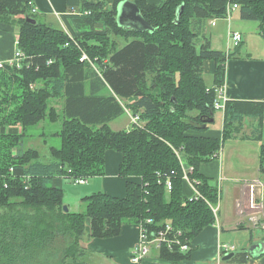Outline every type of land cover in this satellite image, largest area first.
Listing matches in <instances>:
<instances>
[{"label":"trees","instance_id":"1","mask_svg":"<svg viewBox=\"0 0 264 264\" xmlns=\"http://www.w3.org/2000/svg\"><path fill=\"white\" fill-rule=\"evenodd\" d=\"M122 1L80 0L77 13L61 16L64 31L40 23L32 0H0V24L17 28L15 50L25 57L20 68L0 69V264H91L84 240L116 237L128 224L159 230L168 223L191 240L215 223L209 204L219 198L200 166L218 159L227 139H250L242 134L246 120L263 127V103L226 100L219 136L206 134L216 112L214 87L224 84L242 36L223 52L205 32L235 5L241 21L257 23L264 45V0H131L153 33L117 25ZM82 53L88 61L79 60ZM205 61L214 62V87L204 82ZM124 114L137 120L112 130L109 124ZM59 119L60 147H50L42 162L37 150L24 148L26 138L42 122ZM108 150L121 156L124 197L92 193L80 200L83 212H65L64 192L52 180L103 177ZM180 159L192 168L186 176L197 182V200L184 193ZM258 163L264 174V144ZM159 257L175 263L189 253L161 248ZM248 259L243 249L227 262Z\"/></svg>","mask_w":264,"mask_h":264},{"label":"crops","instance_id":"2","mask_svg":"<svg viewBox=\"0 0 264 264\" xmlns=\"http://www.w3.org/2000/svg\"><path fill=\"white\" fill-rule=\"evenodd\" d=\"M89 1L91 3H97L101 0ZM113 1L114 0H106V3L108 6H111ZM160 1L161 0H147V2L150 4H157ZM32 3L34 8L36 9V13L38 15L41 14L40 16L43 17L42 20H44V23L42 24L53 27L52 25H54V23H57L59 25L57 29H63L64 31L65 27L62 22L61 16L67 14L68 12L71 14H75L77 13L78 8L80 7V0H32ZM216 21L218 20H215L214 22H208L206 30L208 29V27H215ZM225 21H227L228 24L226 33L227 42L225 46L226 51L230 49V43L228 39L229 32L240 33L242 36V44L239 48V54L235 58L229 59L226 62L224 97L227 101H247L264 104V54L259 56H253L252 53L245 52L243 54L241 52V49L245 46V32H243L242 29L248 28L245 27L246 22H243L239 19V15L238 17H236L234 22L232 21V23L231 17L230 19H227ZM232 27H234L235 29H233ZM255 36H258V30ZM209 38L210 42L211 39H214L212 35H209ZM16 39V27L5 26L0 24V61H4L13 55L16 49ZM260 42H262V40ZM247 46L249 48L251 47L249 46V44L246 43L245 49H247ZM211 47L213 48L212 43ZM204 73L210 74L213 79V61H205ZM122 116H126L129 119V123H132V118L128 114H124ZM128 128L129 126H126V128L124 129ZM118 129L121 128H117L115 130L118 131ZM219 133L213 134L211 132H208L207 134L210 136L217 137L219 136ZM180 160L181 165L183 167L182 169H185V167H187L186 162L183 159ZM120 161V154L115 151L108 150L105 153L103 177L94 178L91 180L90 183L87 182L88 184H85L87 189L84 190V194L82 195L87 196L92 193L103 192L113 197H124L125 180L121 179L118 176V168ZM218 161L214 160L209 163L202 164L199 168V173L202 176L208 178L210 180L211 185H213L212 180L214 179H218L219 182H222V187L220 188V191L216 187L219 193V206L221 207V199L222 202L226 203L224 205L223 212L218 210V212H221V220L218 221L216 217L218 213L217 212L214 215L215 223L213 225L205 227L197 236L190 240L191 249L189 252V257L187 259L174 263L172 261L160 258V249L151 247L148 255L141 261L140 264H233L228 263L227 261L223 262L222 258H220L219 256V245H233L229 243L232 239L231 233H249L248 243L246 242V240L244 241V246L247 243V246L244 248L246 252L250 246L259 242H263L264 182H262L260 178L259 174L262 173L259 172V167L257 168L256 176L250 175V173H248L245 179H237L235 177H228L224 175L219 158ZM62 180H66V178H54L52 180V186L61 188ZM250 182H259V185H257L253 194L250 193L249 189L246 187L245 184ZM184 193L187 197H190L193 194V188L187 180H184ZM83 197H81L80 200ZM228 204L234 209V221L229 218ZM254 204L260 205L261 211L255 212L252 208ZM222 223L225 228L222 226ZM255 230H259L262 233L260 235H256L254 232ZM138 235V225L128 224L122 226L120 234L118 236L108 239H86L84 240L83 247L85 248V251L87 253L92 255L91 264H130L129 256L132 248L138 242ZM246 264H264V254L259 256L258 258L249 257L248 262Z\"/></svg>","mask_w":264,"mask_h":264},{"label":"rangeland","instance_id":"3","mask_svg":"<svg viewBox=\"0 0 264 264\" xmlns=\"http://www.w3.org/2000/svg\"><path fill=\"white\" fill-rule=\"evenodd\" d=\"M131 1V0H129ZM41 15V14H40ZM36 14V18L40 23H44L42 16ZM231 23L232 21L238 17L237 11H232L231 13ZM227 20V19H225ZM218 20L216 21L215 27H208L205 34L212 35L213 40L211 39V43L214 50H220L226 52V42H227V21ZM53 22V21H52ZM236 22V21H235ZM246 28L242 29L245 32V46L241 49L242 53L245 52L252 53L253 56H259L264 54L263 42H260L259 36H255L257 33V23L255 22H246ZM54 28H58L59 25L54 23L52 25ZM235 27V26H234ZM232 27L233 29H235ZM247 30V31H246ZM199 40H196V45L198 46ZM246 43L251 46L250 48L247 46ZM261 45V46H260ZM233 49V46H231ZM204 82L207 87L212 85V76L210 74L204 73L203 75ZM248 123V124H247ZM61 119H59L56 123H50L48 121L42 122L37 128L32 129L30 132V136L27 137L24 148L26 149H34L37 150L39 159L42 162L49 161L50 152L49 148H59L60 147V138L55 136L57 131L60 129ZM109 126L115 130L117 128L124 129L126 126H131V122L129 123V119L126 116H121L118 119L114 120L109 124ZM255 125H251L249 128L248 120L244 124V128L242 134L249 136L250 139L244 140L241 139V136H235L230 139H227L223 144V149L220 152L219 160L221 162V166L223 169L224 175L228 177H235L237 179H245L250 173V175H257V168H258V156L260 151L261 144H264V125L260 131L255 130ZM222 127V112H215L214 114V123L209 126V132L216 134L221 131ZM118 129V130H121ZM254 134L258 135L261 134V140L255 141L253 140ZM207 134V133H206ZM218 161V159H216ZM219 162V161H218ZM249 175V176H250ZM262 182H264V174H259ZM102 178V177H99ZM94 179V178H92ZM92 179H89L87 182L90 183ZM213 185L218 188L222 187V182L219 180L214 179ZM87 183V184H88ZM225 185V184H223ZM64 192V206L68 208L70 212L77 213L84 211V205L81 203L80 198L85 196L84 190L87 189L86 185H77L74 184L72 180L66 179L62 180V187ZM226 201V200H225ZM226 203L222 202L221 199V207L219 206L218 201L214 204L218 210L223 212L224 205ZM229 206V218L234 221L235 213L234 209L228 204ZM218 212V211H217ZM221 212H218L216 217L221 220ZM222 226L224 227L223 223ZM225 228V227H224ZM256 235H260L262 232L259 230L254 231ZM232 239L229 243L233 244L236 252L242 251L248 243L249 240V233L248 232H238L237 234L231 233ZM246 240V245L244 246V241Z\"/></svg>","mask_w":264,"mask_h":264},{"label":"built area","instance_id":"4","mask_svg":"<svg viewBox=\"0 0 264 264\" xmlns=\"http://www.w3.org/2000/svg\"><path fill=\"white\" fill-rule=\"evenodd\" d=\"M237 7L235 5H228L227 6V19H230V14L232 11L236 10ZM32 12L35 13L36 9L33 8ZM214 22V21H213ZM213 24V23H212ZM229 41H231L233 47H237L241 41V35L238 32H229ZM25 60L24 55L20 52L15 50L13 55L9 58H7L4 61H0V69L8 66H15L16 68L21 67V62ZM81 62L88 61L87 56L82 53L80 59ZM50 62H47L49 64ZM214 87V86H213ZM214 92L216 94V98L213 101V107L216 112H222L224 111V105H225V97H224V84L219 87H214ZM137 119L132 118V122H135ZM220 157V154H219ZM218 157V158H219ZM191 172L192 168L186 167L183 169V179L189 181L193 188V194L192 196L188 197L189 201L197 200L201 198V194L196 190L194 184L197 183L196 181H190L189 178L186 176V173ZM74 184L77 185H85L87 181L83 179H76L73 181ZM166 186V190H171V182L170 179L167 178L164 182ZM246 187L249 189L250 193L253 194L254 190L256 189L257 185H259V182H250L245 183ZM253 198V196H252ZM219 203V198H218ZM209 207L215 215L218 211V205L212 206L209 204ZM253 210L255 212L261 211L260 205H253ZM151 220H147L146 224H151ZM138 231H139V238L136 245L132 248L130 256H129V262L130 264H140L141 261L148 255L151 247L161 249L166 248L169 251H172L173 249H177L181 254H187L190 252V240H186L184 236H182V233L180 230L174 229L170 224L164 225L159 230H150L145 224H138ZM219 251H220V258L224 257L225 255L229 253H235V248L233 245L230 244H221L219 245Z\"/></svg>","mask_w":264,"mask_h":264},{"label":"water","instance_id":"5","mask_svg":"<svg viewBox=\"0 0 264 264\" xmlns=\"http://www.w3.org/2000/svg\"><path fill=\"white\" fill-rule=\"evenodd\" d=\"M183 5L179 6L176 10V21L178 20L180 14L182 13ZM26 21L31 24H35V20L27 18ZM116 23L121 28H128L137 33H153L154 28L142 17L137 6L129 1L124 0L120 2L116 7ZM213 119L209 121L212 123ZM66 212L68 209L66 206L63 207ZM247 254L251 258H258L264 254V241L256 243L250 246L247 250ZM234 253H229L222 257V261H229L233 258Z\"/></svg>","mask_w":264,"mask_h":264}]
</instances>
